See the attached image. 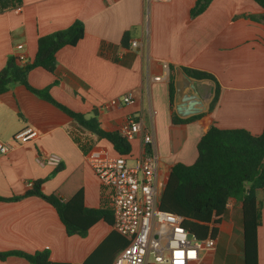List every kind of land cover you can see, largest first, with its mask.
Instances as JSON below:
<instances>
[{"label":"crops","instance_id":"crops-1","mask_svg":"<svg viewBox=\"0 0 264 264\" xmlns=\"http://www.w3.org/2000/svg\"><path fill=\"white\" fill-rule=\"evenodd\" d=\"M196 0H22V5L0 11V71L19 51L34 60L40 36L67 28L76 20L85 35L77 45L57 54L54 73L38 67L28 74L29 84L48 88L69 109L93 115L106 131H120L128 118L141 126L131 141L132 155L140 156L142 135L155 139L159 180L163 191L177 163L191 165L198 158L197 145L207 131L243 128L252 134L264 129V10L253 0H213L209 8L191 19ZM130 33V47L121 44ZM137 46H132V42ZM18 63V61H17ZM20 64V63H18ZM171 67H188L213 74L221 86L220 100L210 104L215 83L192 78L204 111L185 117L177 113L176 93L171 105ZM182 70V69H181ZM131 92L135 104L111 105V100ZM188 90L186 93L190 94ZM200 115L194 121L174 123ZM32 127L39 136L30 142L14 140L17 132ZM0 141L9 150L0 155V197L20 196L44 180L42 191L63 200L82 193L91 209H110L107 190L91 163L95 158L115 157L112 144L81 127L52 103L20 83L0 94ZM57 156V165L41 158ZM261 210L257 230L258 264H264V189L256 192ZM216 248L200 264H244L242 203L230 200L216 224ZM100 220L87 236L68 235L56 209L37 196L0 201V252L50 251V260L81 264L113 231ZM0 264H30L9 256Z\"/></svg>","mask_w":264,"mask_h":264},{"label":"trees","instance_id":"trees-1","mask_svg":"<svg viewBox=\"0 0 264 264\" xmlns=\"http://www.w3.org/2000/svg\"><path fill=\"white\" fill-rule=\"evenodd\" d=\"M264 10V0H253ZM213 0H196L190 10L194 19L203 14ZM22 0H0V11L16 8ZM255 21H263L264 14L259 16L245 15ZM85 35L84 24L76 20L67 28L40 36L37 41V52L31 62L18 64L15 57H10L0 71V94L7 92L14 83H20L42 99L60 108L81 127L97 135L99 139L108 140L116 156L132 154L131 142L120 131L104 130L93 115L73 111L52 97L49 89H37L28 82L31 70L41 67L54 73L57 68V52L65 46H75ZM130 33L126 32L121 44L130 47ZM189 77L197 80H211L215 83L210 111L217 106L221 96V86L217 78L206 71L181 67ZM176 71L171 67L169 93L171 105L175 98ZM174 123L194 121L200 115L189 119H180L172 115ZM198 158L195 163L186 165L177 163L171 170L161 198V209L176 213L185 218L184 226L198 238L215 237L218 218L225 213L230 200L242 203V227L244 237V264H258L257 230L261 223V210L257 203L256 192L264 189V129L261 134H252L243 128L222 129L213 125L202 136L198 145ZM44 180L33 182L32 188L20 196L2 198L0 201H14L29 196H37L55 207L67 234L85 237L89 229L100 220L113 226V212L110 209H91L84 205L82 193L70 199L42 191ZM127 240L113 230L81 264H113L117 254L127 246ZM19 256L30 264H69L50 260V251L41 250L34 253L0 252V260L9 256Z\"/></svg>","mask_w":264,"mask_h":264},{"label":"built area","instance_id":"built-area-1","mask_svg":"<svg viewBox=\"0 0 264 264\" xmlns=\"http://www.w3.org/2000/svg\"><path fill=\"white\" fill-rule=\"evenodd\" d=\"M131 45L137 46V42ZM16 49L19 51L16 55L18 63H27L22 53L24 45L18 44ZM110 103L133 105L136 101L129 92ZM120 132L128 141H134L141 135L140 123L130 117ZM38 136L37 129L27 127L17 132L14 140L26 143ZM142 144L141 154L133 166L128 163L132 154L95 158L91 163L100 184L108 192L113 229L128 242L113 264H200L202 257L215 251L216 239L211 236L198 238L184 226L183 216L161 209L163 185L159 180V157L153 135L143 134ZM9 148L0 141V155ZM40 161L57 165L60 160L57 156H49Z\"/></svg>","mask_w":264,"mask_h":264},{"label":"water","instance_id":"water-1","mask_svg":"<svg viewBox=\"0 0 264 264\" xmlns=\"http://www.w3.org/2000/svg\"><path fill=\"white\" fill-rule=\"evenodd\" d=\"M176 81V100L178 102L177 113L185 117L190 114H199L204 111L200 94L197 90L195 81L185 74L181 69L177 71ZM191 90L190 94L186 92Z\"/></svg>","mask_w":264,"mask_h":264},{"label":"rangeland","instance_id":"rangeland-1","mask_svg":"<svg viewBox=\"0 0 264 264\" xmlns=\"http://www.w3.org/2000/svg\"><path fill=\"white\" fill-rule=\"evenodd\" d=\"M46 89H48V88H46ZM135 159H136V157L134 155H131V157L128 158V163L130 166H133L135 164Z\"/></svg>","mask_w":264,"mask_h":264}]
</instances>
